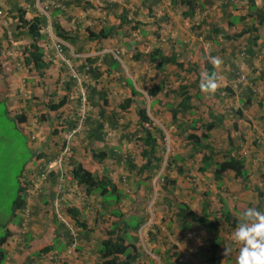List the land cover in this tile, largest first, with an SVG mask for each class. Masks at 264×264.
Listing matches in <instances>:
<instances>
[{"label":"crops","instance_id":"0c3cea01","mask_svg":"<svg viewBox=\"0 0 264 264\" xmlns=\"http://www.w3.org/2000/svg\"><path fill=\"white\" fill-rule=\"evenodd\" d=\"M51 1L0 0V103H4L9 119L11 111L16 110L12 116L13 128L31 152L30 158L22 164L20 174L27 175L32 182L22 194V207L13 209L11 204L8 214L0 209V228L4 229V233L6 231V238L0 245L3 255L0 264H95L97 261V240L104 238L105 234L103 232L95 237L94 232L102 229L103 215L109 216L99 206V197L94 198L91 194L84 200L100 211L101 223L93 228L90 224L93 216H90L87 221L90 230L84 229L83 236L68 244L66 233L57 219L59 215L55 214L68 205L78 207V203H74V191L78 187L74 189L71 181H65L66 176L59 178L53 175L45 181H38L32 173L33 169L56 155L62 133L55 134V128L62 116L72 117L74 111L71 109L76 110L77 96L81 92L85 93L90 106L88 116L105 123L98 140H89L84 136L82 138L85 139L73 142L71 158L82 163L90 172L99 177L105 175L119 190L118 183L123 186L134 183L137 190L135 196L149 188V184L140 181L125 163L127 155H130L133 162L139 165L143 161L139 155L141 147L133 144L139 159L130 150L121 149L123 141L132 142L140 135L136 132L138 120L135 111L144 108L149 119L163 132V139L167 136L171 143L177 137L184 138L183 153L181 148L171 147L170 143L168 146L165 139L155 147L161 161L153 177L157 181L161 174L159 171L163 170L166 159L170 157L172 161L165 173L168 171L169 178L175 181L173 194H178L173 198L186 202L198 214L203 201L202 192H207L204 198L209 202L211 219L218 215L213 212L220 208L219 198L237 219L246 208L256 207L264 211V183L260 178L264 171V0H188L187 3L185 0H87L91 6L84 4L85 0H73V3L50 15L53 8ZM18 8L24 11L25 18L36 13L45 16L41 31L46 33V37L38 43L44 49V60L48 61L42 78L38 77L31 64L22 62V51L29 37L26 29L16 27ZM188 11L191 14L185 15ZM51 22L59 24L72 37V41L63 40L66 43L64 56L77 70L68 101L57 111L51 110L48 105L65 93L64 81L70 77V67L59 60L57 62L52 55L50 40L54 34ZM101 28H109L106 36L97 39L88 37V31L97 32ZM239 32L241 34L235 38H223L225 33ZM156 47L164 55L174 54L176 60L182 63V68L167 63L162 66L161 72H157L155 63L147 57L148 52ZM210 57H220L222 65L213 69L208 62ZM205 63L217 76L219 87L214 95H206L199 89L200 81L207 73ZM3 65L10 69L14 66L13 80ZM85 65H90L96 75H86ZM156 85L161 87L160 91L149 95L147 92ZM179 85L185 86L191 95V108L176 115L180 125L176 128L171 124L165 103L180 99L170 91ZM224 87L230 89L228 93ZM131 89L136 94L131 96L126 108H120L123 99L131 95ZM247 89L252 93L249 104H245L244 97L249 94ZM211 113L222 115V120L210 130L209 141L219 150L232 145L231 153H237L243 159L247 170L246 181L235 177L231 171L223 173L219 181L213 180L209 170L198 172L201 153L191 150L185 135L187 132L199 134V130H192L189 123L196 120L198 126L200 122L208 121ZM109 116L112 118L109 119ZM113 134L123 142L121 145L118 141L107 143L108 136ZM217 135L219 139L215 141ZM89 147L104 150L106 158L94 161ZM188 150L190 152L183 157ZM165 153L168 156L164 157ZM194 163H197L195 170L201 177L200 181L190 183L182 178ZM179 169L181 173L176 172ZM128 175L136 180L127 181ZM205 180L211 183L207 185V188H213L211 195L203 185L207 182ZM128 191L127 187L124 188V192ZM162 198L163 195L160 199L162 204L168 201ZM193 201L195 206L191 204ZM118 206L124 216L130 217L123 213L120 204ZM25 207L28 215L23 224L22 208ZM61 211L64 219H68L64 210ZM110 218L117 220L112 216ZM168 222L169 229L165 227V234L172 233L177 239L176 248L172 250L177 255L168 258V261L175 259L179 264H235L238 249L231 241L234 228L226 226L221 219L216 233L199 224L181 230L168 219L165 225ZM152 225L161 228L157 223ZM138 232L139 228L136 232L128 231L136 236V245L140 243ZM165 234L159 230L157 240H147V249L141 243L138 245L142 255L137 264H161L160 258L162 263L167 259L172 251L164 253L170 246L167 241L169 235ZM214 234L217 246L210 250L208 240H212ZM159 236H163L164 244L160 243ZM48 245H51L50 250L38 252ZM227 246L232 248V253L225 257L222 253Z\"/></svg>","mask_w":264,"mask_h":264},{"label":"trees","instance_id":"16d2710c","mask_svg":"<svg viewBox=\"0 0 264 264\" xmlns=\"http://www.w3.org/2000/svg\"><path fill=\"white\" fill-rule=\"evenodd\" d=\"M55 5L52 4L50 15H53L54 13H57V10H62L64 7L68 6L69 3H73V0H55ZM184 1V0H183ZM188 0H185V3H187ZM30 3V2H29ZM57 3V5H56ZM76 3V2H75ZM31 4V3H30ZM84 4L87 6H91V4L85 0ZM23 10L20 8L17 9V17H16V27L17 28H24L26 29V34L29 37V42L27 46L22 51V62L27 65L31 64L34 68L35 72L37 73L38 77L42 78L44 76L43 69L48 66V61L44 60V49L42 46H40L38 43L40 40L44 39V36L46 37V33L42 32L41 29L45 25V16L42 14H34L30 18H25L23 16ZM185 15H190V11L187 13H184ZM242 19V18H241ZM51 26L53 29V34L64 40V41H72V37L68 34V31H66L63 27H61L59 24H56L54 22H51ZM107 30L109 28H101L97 32L88 31V37L97 39L99 37H104L107 34ZM241 33H232L228 34L225 33L223 35V38H235L239 36ZM147 57L149 58L150 62L155 63V68L157 69V72H161V68L163 65L170 63L175 65L177 68H182V63L178 62L174 56V54L171 55H164L161 53L159 48H153L151 51L148 52ZM87 61H90L87 59ZM205 67L207 69V73H212V67L208 65V63H205ZM86 72V75H90L94 72V69L90 67V65H87V69L84 70ZM96 74L93 73V76ZM73 78L69 77L64 81V91L65 93L58 99L55 98L54 103H50L48 107L51 110L57 111L62 106H64L68 101V95L73 87ZM161 87L156 85L155 87L151 88L147 93L149 95H154L157 92H159ZM224 90L228 93L230 89L224 87ZM173 92L176 96H178L180 99L175 102L165 103L166 107L168 108V111L170 112L171 117V124L175 125L176 128L179 127V123H177L176 115L180 112H188L191 108V105L189 104V98L191 97L190 94L187 93V90H185V86L179 85L177 89L170 90ZM247 92L249 94L244 95L245 97V104H249L248 100L250 98V95L252 94L249 89H247ZM136 91L134 89H131V95L127 98H124L122 103L119 104L120 108H126L129 103L131 102V96L135 95ZM80 97L77 96V104L75 105L77 109L74 111L71 119H63L62 122L60 121L58 123V126L56 128H62V129H56L55 128V134H58L61 130L65 132V129H70L73 126H75L77 120L79 119V100ZM85 99L86 95H85ZM89 112V111H88ZM137 115V131L140 135L136 137V145L138 147H141L139 151V155L142 158V162L139 165H136L133 162V159L130 157V155H127V158L125 160L126 165L131 171H134V174L140 178V181H144L149 184L151 178L155 175L158 165L161 161V156L159 154H156V149L158 143L163 142V132L159 127H157L153 122L149 119V117L145 113L144 108H138L135 111ZM109 119L112 118V116L108 117ZM107 118V119H108ZM222 120V115H213L212 113L209 115V120L200 122L198 126H196V120L191 121L189 123L190 128L192 130H199V134H196L194 132H187L185 135V139L188 142V144L191 147V150L195 152H200L201 156L199 159V166L197 167L198 172L203 173L205 171H210L212 174V178L215 181H219L222 174L231 171L235 177H239L242 181H246L247 176V170L244 167L243 159L240 157L237 153H231L233 152V147L225 149V150H219L214 147L212 142L209 141V132L214 127H217ZM103 120H99L96 118V120L91 119V117L86 115L81 120V127L79 129V132H76L69 140V146L73 154V142L76 141V139L83 140L85 138H82L86 136L89 140H98L99 136L98 134H102V130L104 129L103 125L105 124L102 122ZM107 126L109 123H106ZM111 125V124H109ZM64 134V133H63ZM83 134V135H82ZM130 135V134H129ZM135 135V134H133ZM61 139L59 140L57 144V148L61 149L62 144H64V137L63 135H60ZM132 136V135H131ZM229 138V137H228ZM88 140V141H89ZM229 145L231 144L230 138L228 140ZM86 147H88L86 145ZM90 156L92 159L96 162H100L101 160L105 159L107 156V153L104 150H96L94 148L89 147ZM112 155V154H111ZM72 155L69 157V160L67 162V165L61 166V168L55 170H50L47 175L45 176L44 180H47L48 176L53 177L59 176V178H65V176L68 178L65 179V181H71L74 185V189L76 187L83 189V195L90 196L91 194L95 197H99V206L101 209L105 210L109 216L117 218V220H114L112 222V225L104 230L105 237L101 238L98 241L96 252H97V261L95 264H137L139 262L140 256L142 255V252L140 250V247L135 244L136 242V236H132L128 233L130 232H136V230L141 226V224L145 220V214L140 213L136 215H130V217L124 216L120 212V207L118 204L124 199L126 194H124L121 190H119L112 182L111 180L106 177L105 175H101L100 177L95 175L94 173L90 172L88 169H86L82 163L76 162L74 159L71 158ZM52 159V158H51ZM50 159V160H51ZM49 160V159H48ZM170 157L166 159L165 166L163 168V173L159 175L160 181H158L159 189L161 190L163 194V200H168L167 202H164V206L170 208V216L168 217V220L171 222H175L179 229H189L194 224H199L204 227H206L208 230L213 229L214 233L217 231V223L219 219H221L226 226L229 228H235L238 224V219L230 214L225 207L223 201L221 198H219V204L220 208L218 211H214L213 214H218L215 216L216 218L211 219L209 217V202L206 198L207 192H202L203 201L201 202L200 212L196 214L189 205L181 200H176L173 198V189H174V183L175 181L167 176L165 171L168 169V166L171 163ZM39 168L36 170L33 169L32 173L34 174V178H37V172ZM177 173H181V170L179 169L176 171ZM18 181H19V187L17 190V196L13 200L12 206L13 209L19 208L21 206V203L23 202L22 194H25V190L27 185L31 184V180L27 179V175L20 174L18 175ZM261 181L264 183V171L261 173ZM64 180V179H63ZM139 182V181H138ZM219 184V183H218ZM217 184V185H218ZM69 188V186H68ZM77 188V189H78ZM76 193V191H74ZM88 196V197H89ZM81 201V205L77 206H65L62 208L64 210V213L68 216V219H64L63 213H56L55 215H59L58 222L60 223V227H63L65 234V237L67 239L68 244H72L76 242L79 239V236H83L84 229L86 231H89L90 228L88 227L90 224L93 225V228L100 224V211L92 205L88 204L85 200ZM171 200V201H169ZM91 205L94 208L93 212V219L92 223L88 225V220L86 218L81 217V211H85L86 208H91ZM23 206V205H22ZM21 206V207H22ZM23 209V208H22ZM62 212V211H61ZM169 222L167 225L164 226L167 229H169ZM88 227V229H87ZM82 230V232H80ZM80 232V233H79ZM159 233V229L156 227V225H150L149 228L146 229V238L148 240H157V234ZM6 238V231L5 233L0 236V245L3 243V241ZM159 240L161 244H164L166 241L164 240L163 236H159ZM209 248L210 250H213L217 246V238L216 234H214V237L212 240H208ZM51 249V245L44 246L41 249H39V253H44ZM175 249V245H170L169 248L165 250V254H167L168 251H172ZM168 250V251H167ZM177 255L176 251H172L170 255L167 256V259L162 263V260L160 258L161 264H179L176 263V260L174 259L173 262L168 261V258L175 257ZM3 258L2 251L0 250V263ZM150 263V262H149ZM151 264V263H150Z\"/></svg>","mask_w":264,"mask_h":264},{"label":"rangeland","instance_id":"374dc122","mask_svg":"<svg viewBox=\"0 0 264 264\" xmlns=\"http://www.w3.org/2000/svg\"><path fill=\"white\" fill-rule=\"evenodd\" d=\"M50 43H52V39L50 40ZM52 49H53V46H52ZM53 54H54V50L52 52V55ZM3 67L8 69V73L11 76V80H13L14 66L12 69H10L9 67H5V65H3ZM193 74H195V72L192 73V75ZM126 78L129 79V77H126ZM159 96L161 98H164L163 95L161 94ZM4 108H5L4 103H0V209L2 210L3 213L8 214L10 206L17 195V190L19 187V183L17 179L22 169V164L24 163L25 160L30 158L31 152H30V149L26 147L23 139L18 137L16 130L13 128L14 119H12V116L14 115V113H16V110L11 111L12 113L9 119L5 113L6 111L4 110ZM71 110L75 111L74 108H72ZM218 136L219 135L215 137L216 139L215 141L219 139ZM164 139H165V143L169 146L170 141L168 137L166 136ZM76 140L78 141V139ZM111 141H114V143L118 141L120 142L119 145H121L124 142L123 143L124 145L123 146L121 145V149L130 150L132 154L137 156V159H139L138 154H136L137 150L135 149V147H133V144L136 145V141L132 140V142H126V141L122 142L119 138H117V135L115 136L114 134L113 136L111 137L108 136L107 138V143L113 144ZM183 141H184V138H182V136L177 137L176 139H174V141H172L173 143L172 142L170 143V146L176 149L181 148L182 153H183L185 151V150L183 151V146H182ZM118 149L120 150L119 146H118ZM189 152L190 150H188L187 153L183 155V157H185ZM165 156H168V154L165 153L164 157ZM195 158H196V155L193 157V159ZM193 165L194 166L192 167V169L190 171H187L184 178H182L183 180L189 181L190 183H192L193 181H200L199 178L201 177V174H199L195 170V167H197V163H194ZM120 170L121 172H125L123 171V169H120ZM163 172L164 171L162 169L159 171V173H163ZM166 174L169 177L168 171ZM128 176H129V180L127 181L136 180L135 177H133L132 175H128ZM186 176L188 178H186ZM189 178H192V179H189ZM158 181H160V179H157L156 181V178L152 177L149 183V188L146 189V191H144L143 194L138 195V196L137 195L135 196L134 194V192L137 191L134 188L135 187L134 183L132 184L127 183L126 186H123L121 183H118L121 187L120 190H122L124 194L126 193L127 195L130 194L128 196H125L124 199L120 202L121 210H123V213L125 212V214L127 215L137 214V213L145 214V220L143 224L139 227L138 236H139L140 243L143 244L144 248L146 249L149 245L147 242L148 239L146 238V234H145L146 229L149 228L150 224L157 223L159 228L161 226V228L159 229L160 233L165 234L166 230L164 227L162 228V226L165 225V222L167 221L170 215V208L163 206L160 200L163 194H161L162 192L158 188V185H159ZM205 181L207 182L203 183V185H206V191H210L211 192L210 195H211L213 188L212 187L207 188V185H210L211 183L209 180H205ZM180 182L184 183L183 181H180ZM126 187L129 190L128 192H124V188ZM177 194L178 193H174L173 195L176 196ZM74 195H75L74 203H78V205L80 206L82 204L81 201L84 198L83 189L81 187L78 188L76 190V193H74ZM191 204L195 206V201H193ZM93 212H94L93 206H91V208H88V209L86 208L85 212L81 214V217L82 218L85 217L89 221L90 216L94 215ZM102 220H103V222L101 223L102 229L99 228L98 230L94 232L95 237L101 236L104 230L108 229L112 225V222H113L112 218L106 215H103ZM3 233H4V229L0 228V236H2ZM165 235H169L167 238L168 243L170 245H175V248H176L177 239H175L172 233H166ZM140 243H138L139 246H140Z\"/></svg>","mask_w":264,"mask_h":264},{"label":"clouds","instance_id":"9594fccd","mask_svg":"<svg viewBox=\"0 0 264 264\" xmlns=\"http://www.w3.org/2000/svg\"><path fill=\"white\" fill-rule=\"evenodd\" d=\"M55 37L56 36L53 35V38ZM53 38L51 37L52 44L54 41ZM208 62L213 66V69H217L222 65L223 60L220 57H210ZM218 87L219 85L215 71L211 74L205 73L199 84L201 93L206 95H214ZM63 119L68 118L62 116L61 122ZM59 133L63 134L64 131L61 130ZM24 209L27 208L25 207L22 210L23 224L26 223L28 215V209L26 216L24 215ZM231 241L238 249L235 264H264V211H261L256 207L246 208L238 217V224L231 233ZM231 253L232 248L230 246L224 247L222 253L223 256L228 257Z\"/></svg>","mask_w":264,"mask_h":264},{"label":"built area","instance_id":"2783aa9c","mask_svg":"<svg viewBox=\"0 0 264 264\" xmlns=\"http://www.w3.org/2000/svg\"><path fill=\"white\" fill-rule=\"evenodd\" d=\"M55 2H56L55 0L51 1V3L54 5ZM53 39L54 41L52 46L54 50V56L56 57L57 60L64 62L66 65H68L70 67L69 76L72 78H76L77 70L73 68L74 66H72L64 56V46L66 45V43L60 38L55 37ZM86 69H87V65L84 66V70ZM79 97H80L79 107H78L79 119L77 120L75 126H73L70 129L67 128L64 134H62L65 141L64 144H62L61 149L58 150L57 155L50 161L41 163L38 166L39 168L37 172L38 181L44 180L45 176L50 170H55V168L59 169L61 168V166L65 167L67 165L69 157L72 155V151L69 146V140L76 132H79V129L81 127V120L84 118V116L90 109V106L85 99L84 92H81ZM24 215L25 216L27 215V209H24Z\"/></svg>","mask_w":264,"mask_h":264}]
</instances>
